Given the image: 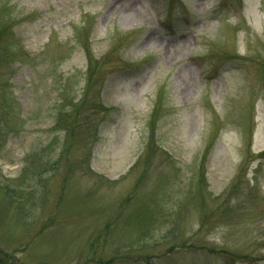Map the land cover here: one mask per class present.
<instances>
[{
  "label": "rangeland",
  "instance_id": "1",
  "mask_svg": "<svg viewBox=\"0 0 264 264\" xmlns=\"http://www.w3.org/2000/svg\"><path fill=\"white\" fill-rule=\"evenodd\" d=\"M0 3L21 21L0 91L17 110L0 136V264H264V0ZM89 34L109 111L86 103L99 139L83 162L87 130L66 159L56 122L61 94L83 92ZM158 99L161 150L144 162Z\"/></svg>",
  "mask_w": 264,
  "mask_h": 264
},
{
  "label": "trees",
  "instance_id": "2",
  "mask_svg": "<svg viewBox=\"0 0 264 264\" xmlns=\"http://www.w3.org/2000/svg\"><path fill=\"white\" fill-rule=\"evenodd\" d=\"M20 22V19L14 15V10L10 5H8V3H0V91L7 82V79L5 81L7 70L11 69L12 65L17 61L16 47L19 40H17L15 27ZM90 36L91 34H89L85 42L79 43L82 45L85 61V71L82 72V75H84V78L82 77V79H84L83 92L78 100H76L75 97H71L69 94H66V90L61 94L64 99L58 111V116L61 117L60 119L57 117L56 122V129L66 131L65 133L67 137L65 139L63 150H61L63 158L66 159L69 157V152L75 144V139L80 135L82 128L87 130V149H89L90 154H88L87 160L85 159L83 162L90 161L92 147L96 140L99 139V125L92 124L93 118L88 114L89 108L86 106V103L91 104L90 106L92 107V111L95 110L96 105H99L101 111H99L100 113L98 114H104L109 111V109L101 104V90L105 82L104 80H106L109 73L106 75L103 74L102 76L98 75L99 71L97 68L99 65L103 66L102 61H104V59L102 57L95 56ZM21 52L23 53L22 50ZM72 79V76H70L68 81ZM4 105L8 106L10 109L7 110L5 107L3 109L0 105V119L1 117L3 118L2 121H0V136H3V132L6 130V127L2 124V122L5 123V118L7 116H11L12 118L8 120L9 122L16 116L17 112L16 108L13 104H10L9 100ZM163 105L164 103L158 99L154 105L153 111L151 112L150 120L148 121L149 138L146 147L147 152L143 157V159L145 158L144 162L151 160L154 151L160 149L157 146L156 141L158 129L157 123L159 117L161 116V108ZM9 132L10 131L8 130V133ZM4 139L5 138H2V141ZM259 155L264 157V150L261 151ZM138 161L142 162V158L139 157ZM203 179H205V177H203Z\"/></svg>",
  "mask_w": 264,
  "mask_h": 264
}]
</instances>
